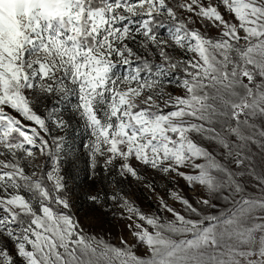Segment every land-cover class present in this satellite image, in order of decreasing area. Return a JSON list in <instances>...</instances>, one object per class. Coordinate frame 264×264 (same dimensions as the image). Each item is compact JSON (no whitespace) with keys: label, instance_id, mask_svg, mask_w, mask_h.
<instances>
[{"label":"snow or ice","instance_id":"snow-or-ice-1","mask_svg":"<svg viewBox=\"0 0 264 264\" xmlns=\"http://www.w3.org/2000/svg\"><path fill=\"white\" fill-rule=\"evenodd\" d=\"M0 264H264V0H0Z\"/></svg>","mask_w":264,"mask_h":264},{"label":"rangeland","instance_id":"rangeland-1","mask_svg":"<svg viewBox=\"0 0 264 264\" xmlns=\"http://www.w3.org/2000/svg\"><path fill=\"white\" fill-rule=\"evenodd\" d=\"M44 158L39 156V154H37V160L35 161V163L37 165H41L43 163ZM82 167V165H81ZM82 175L80 176V179H82ZM70 187H72V183L70 182ZM125 191L129 192L132 197L134 199H136L138 201V203L140 204L141 207H143L145 210H147L150 205H149V198H151V202L152 204H155V196L153 194H150L147 190L144 189H137L136 185L134 182H129V183H125L124 185ZM159 191V189H158ZM85 192H93L94 190L90 189L87 185L82 186L79 189L78 194L80 196H83ZM186 195L189 196H194L196 195L195 193L192 192H186ZM75 199V198H74ZM177 207H179V205H176ZM90 207L85 203L83 210L80 212L81 217L83 218L85 214L90 213ZM93 215L99 216L100 217V221L96 224V227H103L105 231H111L114 235L117 234L119 232V230L123 227L122 224H119V222L117 221H112L111 223H108L104 220L103 214L100 212H96ZM125 235H127V233L125 232Z\"/></svg>","mask_w":264,"mask_h":264}]
</instances>
